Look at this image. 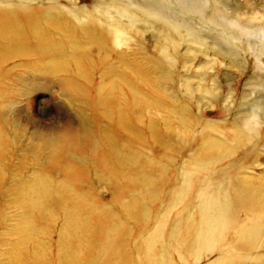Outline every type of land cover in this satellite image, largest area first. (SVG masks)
I'll return each instance as SVG.
<instances>
[{"label": "bare ground", "instance_id": "bare-ground-1", "mask_svg": "<svg viewBox=\"0 0 264 264\" xmlns=\"http://www.w3.org/2000/svg\"><path fill=\"white\" fill-rule=\"evenodd\" d=\"M78 1L0 0V159L21 145L9 85L53 80L78 103L77 126L34 147L48 148L60 180L37 171L23 193L32 212L63 217L61 264H85L97 237V264H264V167L244 172L264 162V105L245 106L244 90L235 101L229 83L250 67L246 84L264 85V35L243 44L231 32L258 9L246 0ZM203 26L215 32L209 42ZM203 101L232 114L233 147L209 137ZM89 178L109 202L89 194Z\"/></svg>", "mask_w": 264, "mask_h": 264}, {"label": "rangeland", "instance_id": "rangeland-1", "mask_svg": "<svg viewBox=\"0 0 264 264\" xmlns=\"http://www.w3.org/2000/svg\"><path fill=\"white\" fill-rule=\"evenodd\" d=\"M88 1L79 0L78 2ZM227 1L231 3L232 0ZM246 1L258 9V12L253 14L255 19H251L252 17L249 15L243 16V20L239 22L243 28L240 26L239 28H232L231 32L241 37L242 43L248 39L256 43L258 38L264 35V0ZM178 10L179 8L176 6L171 7V11ZM191 20L196 23L194 17ZM196 26L200 27L198 23ZM209 28L215 29L216 27ZM202 29L205 41L209 42L211 37L215 36V32L208 31L206 27ZM143 38L146 44L153 45L151 29L143 32ZM205 60L206 57L200 55L195 61L196 66ZM207 71L208 79L206 82L212 86L213 81L209 78L211 76L210 69ZM225 74L219 72L221 81H226L228 78ZM253 76L254 74L249 67L242 79L233 75L229 81L230 87L236 89L235 101L241 95V90L245 91L246 98L243 103L248 107L254 100L258 101V104L264 105V85L253 87L246 84L248 78ZM256 76L264 84V71ZM218 85H220L219 82ZM5 95V100L13 102L9 117L15 121L16 129L11 136L18 137L21 140V145L13 146L6 156L0 159V264H61L62 249L65 248V242L62 239V232L65 228L63 217L60 212L54 210V215L48 219L37 215L24 206V201H32L33 199L31 195L26 198L23 193L24 189L36 183L33 174L37 171L41 173L48 171L51 183L60 180V171L57 168H51L48 148H44L41 153L36 154L34 147L43 145L44 142L66 131L69 127H76L79 122L76 107L78 103L75 100H70L66 92L59 88L55 81L40 78H20L7 87ZM201 103L202 113L210 125L206 130L209 137L220 141L228 148L233 147L235 137L230 134L232 114L231 116L228 114L218 115L215 108L212 109L204 101ZM227 119L228 122H226ZM237 124L241 123L237 122ZM195 128L199 129L198 126ZM262 136L264 133H260L259 137ZM205 141L206 139L201 143L204 145ZM143 151L146 154L151 153L150 148H144ZM262 167H264V162L258 166L256 171L246 169L244 172L257 177L258 170ZM88 183V192L96 200L98 199L102 203L110 201L108 191L97 189L90 178ZM123 237L126 241L131 239L130 235L126 233ZM103 242L101 237L95 239L93 254L85 264L98 263ZM129 245L126 247V252L131 254ZM133 258H139V256L133 255Z\"/></svg>", "mask_w": 264, "mask_h": 264}]
</instances>
